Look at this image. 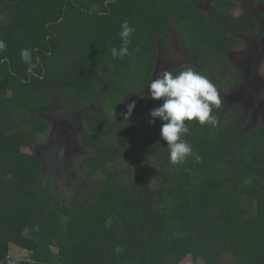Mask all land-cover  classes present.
Segmentation results:
<instances>
[{
    "label": "trees",
    "instance_id": "trees-1",
    "mask_svg": "<svg viewBox=\"0 0 264 264\" xmlns=\"http://www.w3.org/2000/svg\"><path fill=\"white\" fill-rule=\"evenodd\" d=\"M199 1L0 0V39L7 45L0 52V112L5 114L3 120L0 115V264H177L188 254L196 264L204 251L228 254L226 264H264V128L245 131L246 120L221 102L212 112L217 126L199 124L193 136L183 137L196 156L176 165L160 161L158 170L141 156L150 151L159 161V152L168 148L157 126L160 120L149 122L150 110L161 100L134 92L151 76L158 41L170 45L168 33L177 19L188 18L193 26L205 22L183 43L201 61L197 68L170 71L175 75L191 67L206 76L218 94L228 85L222 82L229 72L222 58L227 48L221 43L228 46L243 18L213 20L211 11H197ZM124 20L135 29L128 45L133 60L110 53L122 43L118 34ZM24 48L33 50L32 64L22 61ZM234 75L228 76L231 85L237 81ZM102 81L110 84L106 91ZM98 102L104 113L95 117L87 109ZM54 106H60L67 120L76 112L87 120L81 142L90 153L79 166L93 194L75 185L61 187L54 171L41 167L37 154L19 149L33 145L48 126L40 114ZM137 109L144 112L142 121ZM87 117L107 128L95 125L98 134ZM223 121L236 122L226 138L217 132ZM103 131L107 146L96 137ZM125 139L130 146L124 157L138 172L133 174L131 167L130 178L118 160L110 171L102 166ZM205 165L224 166L227 177L219 182L197 177ZM8 175L26 181L20 186L26 194L17 195L13 209L2 193ZM158 178L163 185L159 191L152 186ZM95 198L100 205L92 202ZM27 208L37 213L36 221ZM12 246L26 249L25 258H9Z\"/></svg>",
    "mask_w": 264,
    "mask_h": 264
},
{
    "label": "rangeland",
    "instance_id": "rangeland-1",
    "mask_svg": "<svg viewBox=\"0 0 264 264\" xmlns=\"http://www.w3.org/2000/svg\"><path fill=\"white\" fill-rule=\"evenodd\" d=\"M200 14H208L212 12L213 20L218 19L222 23L230 22V18H243L241 28L239 33L231 32L232 39L229 41L228 46L223 42L221 43L223 47L227 50L222 55L223 60L228 64L226 72L229 75H236L237 81L231 85V80L228 76L222 81L223 84H228L222 87V92L219 94L220 101L230 107L236 109L238 115L245 119V131L251 130L255 126H260L264 128V15H262L256 7L253 0H216L213 4H210L207 0H200L198 3V10ZM1 18L0 20H2ZM188 18L177 19L174 28L168 33L169 35V46H163L158 41L156 61L154 69L151 73L150 78L147 80L146 84L138 87L134 92V96L146 97L153 100L149 96L148 83L151 79H154L161 70H168L175 67H200L201 56L193 52H187L183 46L187 38L190 36L191 30L197 28L201 31L204 28L205 22L199 23L196 26L190 24L187 20ZM229 34V33H227ZM229 34V36H231ZM128 59L133 60V55H130ZM131 61V60H130ZM234 75V76H235ZM110 88V84L106 81L101 82L102 91H106ZM9 96V93L5 94ZM160 103H163V98L160 99ZM221 104L218 108H220ZM60 106H54L47 110L44 114H40V117L48 122V126L45 130L35 139L32 146L20 145V151L26 153H35L41 160V167L51 168L55 175L59 179V184L61 187L69 188L72 186L78 187L85 194H93V192L87 187L90 184H86V178L83 175V171L80 169L79 162L90 153L88 148H86L81 142V136H83L87 128V120L83 119L78 112L74 113L73 120H67L61 116L59 111ZM216 106L213 108V111ZM88 113L94 115H102L104 113L103 106L100 102L93 108L87 109ZM212 111V112H213ZM216 113V112H214ZM2 115V120L5 117L4 112H0ZM136 116L139 121L143 120L144 112L143 110L136 111ZM88 118V117H87ZM91 122L88 125H92L93 129L99 134L100 130L96 129V126H100L102 129L107 128V125H103L102 122L95 124L93 117L88 118ZM158 121V120H157ZM188 126V132L182 134L183 137H191L195 134L196 128L199 127V123L196 120L185 121ZM161 121L157 122L158 128H161ZM236 122H222L220 129H218L219 136L226 138L230 135V132ZM138 133L140 135L139 143L143 142V126L139 122L137 125ZM16 128V127H15ZM201 131V130H200ZM201 135L200 133H198ZM191 135V136H190ZM96 137L99 143L103 146L108 145V139L104 131L101 137ZM217 137V136H216ZM125 142L117 145L118 152L113 155L108 156V161L104 159L102 161V166L106 171H110L111 168L118 160L121 166L125 167L127 173L125 174L130 178V168H133V174H137V166L132 164V160L128 164V159L124 156L127 155L128 147L130 146V141L125 139ZM217 143L221 142L216 138ZM200 149V145L196 144ZM264 148V145H263ZM203 152V151H202ZM264 154V150H262ZM141 156L146 160L149 165L158 170L160 161L169 160V149L159 152L160 159L158 161L157 157L153 152L145 151ZM191 157L196 156V152L192 151ZM264 160V156H263ZM140 162V163H144ZM141 167V165H139ZM197 177L199 178H209L214 182H219L227 177V170L224 166L218 168L215 165H205L202 170H197ZM196 177V178H197ZM22 180L20 177H13L8 175L4 178V183L2 187V193L4 196V201L9 209H13L17 199V195H25L26 193L21 189ZM226 180L223 183L221 189L224 188ZM18 184V186L16 185ZM152 186L155 190L159 191L162 188L161 179H154ZM26 190L27 186L24 188ZM161 196V195H159ZM18 200V199H17ZM95 204L100 205L98 198L92 200ZM10 203V204H8ZM22 203L19 204L21 206ZM32 212L31 208H27L26 212ZM31 219L37 220V213H31ZM27 250L19 247L12 246L9 247L7 251V256L12 259H22L25 258ZM221 254V253H220ZM226 255L217 252L208 253L204 251L202 256L198 258L196 264H226ZM208 261V263H207ZM214 261V263H213ZM211 262V263H209ZM177 264H192L190 255H185Z\"/></svg>",
    "mask_w": 264,
    "mask_h": 264
},
{
    "label": "clouds",
    "instance_id": "clouds-1",
    "mask_svg": "<svg viewBox=\"0 0 264 264\" xmlns=\"http://www.w3.org/2000/svg\"><path fill=\"white\" fill-rule=\"evenodd\" d=\"M134 31L127 20L121 23L118 35L122 43L119 48L113 47L110 50L113 58L130 55L128 45ZM6 48L5 41L0 39V52ZM32 52L30 48L21 49L22 61L32 64ZM148 90L150 98H163L162 104L150 110L152 119L149 122L153 123L157 118L162 122L160 136L167 142L169 161L173 165L180 164L192 154L191 145L181 138L182 134L188 132L185 121L196 120L201 125L210 124L213 127L218 124L216 116L212 114L213 106L218 107L221 103L217 89L206 76L189 67L175 75L171 71L161 70L148 83ZM134 107L135 101L127 105V115H131ZM28 231L26 228L25 233Z\"/></svg>",
    "mask_w": 264,
    "mask_h": 264
},
{
    "label": "flooded vegetation",
    "instance_id": "flooded-vegetation-1",
    "mask_svg": "<svg viewBox=\"0 0 264 264\" xmlns=\"http://www.w3.org/2000/svg\"><path fill=\"white\" fill-rule=\"evenodd\" d=\"M254 3L256 4V7H257V9L259 10V12H260L262 15H264V2L254 0Z\"/></svg>",
    "mask_w": 264,
    "mask_h": 264
}]
</instances>
